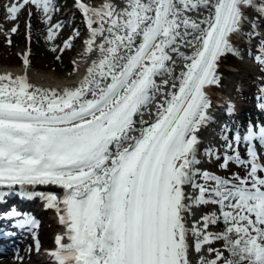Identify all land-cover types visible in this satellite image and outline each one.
<instances>
[{
	"label": "snow or ice",
	"instance_id": "6c2138e0",
	"mask_svg": "<svg viewBox=\"0 0 264 264\" xmlns=\"http://www.w3.org/2000/svg\"><path fill=\"white\" fill-rule=\"evenodd\" d=\"M28 4L51 23L54 0H22L7 8L9 19ZM122 4L106 0L92 8L77 0L90 31L86 54L97 55L76 87L40 89L26 74L0 75V186L64 190L62 197H45L66 228L50 253L56 264H193V251L200 254L198 264H264V163L257 150L264 147V125L249 123L232 140L227 133L233 130L222 129L227 143L219 167L236 164L244 176L198 167V133L214 120L219 62L240 55L236 41L246 28L249 37L257 35L264 0ZM60 28L51 25L48 40ZM255 59L264 63L260 55ZM23 62L29 64L27 54ZM205 153L221 159L219 150ZM208 204L219 213L188 227L193 209ZM221 223L222 231H209ZM24 224L39 226L31 216ZM218 241L222 249L211 246Z\"/></svg>",
	"mask_w": 264,
	"mask_h": 264
},
{
	"label": "bare ground",
	"instance_id": "6f19581e",
	"mask_svg": "<svg viewBox=\"0 0 264 264\" xmlns=\"http://www.w3.org/2000/svg\"><path fill=\"white\" fill-rule=\"evenodd\" d=\"M19 0H0V27L1 28H9V16L10 14L7 12V7H11L13 4L18 2ZM106 0H96V2L93 3V5H89L88 3H85L89 5V7L92 8H100ZM113 3L123 6L122 0H112ZM36 7L34 5L28 4L25 5L24 8L20 10L19 13H17V19L12 20L16 24L14 27H20L23 29V34L26 36L27 40L25 43L21 44L20 49L22 52V55L27 54L29 64L25 66L23 62V58H21V64L18 67H10L4 65V63L0 64V75L5 74H11L13 78L17 76L27 75L28 82L32 85H34L36 88L40 89H56L57 91L63 90L65 88H74L76 87L79 82L82 80L83 76L86 74V69L88 66H90L92 60L96 59V53L93 52L91 54H86V41L90 38V31L87 30L85 34V39L83 44L81 45V49L74 55V72L73 74H68L66 76H58V73L55 71L47 72L43 68L37 67L35 63V57L36 55L33 52V48L35 47L34 42V36H45L48 34V31L45 27V19L43 16V13L39 12L35 9ZM73 10H70L72 12ZM29 12L32 13L31 16H29ZM69 12V13H70ZM68 14L64 15L61 19H66V16ZM250 17H253V12H250ZM71 16V15H69ZM74 17V15H72ZM73 17H70L69 19L72 20ZM193 18H195V15L193 14ZM65 21V20H64ZM29 23L31 27H29ZM63 23V22H62ZM47 25V24H46ZM48 26V25H47ZM96 25H94L95 27ZM17 27V28H18ZM41 31H37L38 29H41ZM8 30V29H7ZM248 29L246 28L245 32L243 33V38L237 39L236 46L240 49V55L234 56V55H227L226 57H223L221 61L219 62V68L218 72L221 74V83L219 86H213L212 87V99L214 102V109L213 116L214 120L206 127L201 129V131L198 133V136L200 138L201 143L199 144V153L198 157L201 160V164L204 163L205 155L204 152V146L205 142L208 138H210V130L213 128L215 121L219 117V109L220 107L225 104L224 101L225 98L228 97L231 93L232 87L236 85V82L239 80V77H246L247 73L252 71V68H250V62L246 60V56L244 57V49L247 46V34L246 32ZM47 38V37H46ZM38 39V38H37ZM48 39V38H47ZM44 41V40H43ZM48 41V40H47ZM252 42V41H251ZM251 44V43H250ZM249 45V44H248ZM251 46V45H250ZM185 51L191 53V49H185ZM247 52V51H246ZM24 57V56H23ZM75 62V63H74ZM179 71V69H177ZM250 74V73H249ZM228 99V98H227ZM224 106V105H223ZM146 119H149L148 117H145ZM200 164V165H201ZM41 186H49L51 189H56L53 191L54 194H56L58 197H62L64 194V190L58 186H52V185H41ZM0 190L2 188L0 187ZM33 190V189H31ZM186 191L191 194L192 196H195L197 193L191 189V187H188ZM14 192V191H13ZM33 192V191H31ZM0 193H2L0 191ZM5 193V192H3ZM34 193V192H33ZM33 193H30L29 190H20L18 192L14 193V196L8 197L9 193H5V195L2 198H15L19 202H25L26 205H31L32 202L30 200H23L22 198H19L20 195L27 196V197H35ZM13 194V193H12ZM33 201L35 203L40 202V197L36 196V198H33ZM3 204V201L0 202ZM5 204V203H4ZM52 212L53 215L58 218L59 225L57 226V234L51 240V246H55L57 248V245L55 244V238L59 236H63L66 233V228L63 224H61L60 219L58 217V214L60 216V213L57 212L54 208H48ZM200 217V210L199 207L193 209V215L188 217L187 226L191 227L193 222L196 220H199ZM7 226H6V225ZM5 226L4 231H12V227L9 226V223L7 221L0 222V230ZM3 231V232H4ZM40 238L36 241V243L33 242L32 239H28L25 236L22 235H15V238L11 240L8 248L0 255V264H28V262H31V264H56L53 257L50 256H42L40 253H37V242L41 244V241H39ZM33 246L35 250L30 251L26 246ZM65 243H67V239L65 238ZM189 242H192L191 237L189 238ZM207 247V246H206ZM200 254L192 252L191 260L193 261V264H198V257ZM207 258L211 259L213 258V254L210 253H204Z\"/></svg>",
	"mask_w": 264,
	"mask_h": 264
},
{
	"label": "rangeland",
	"instance_id": "374dc122",
	"mask_svg": "<svg viewBox=\"0 0 264 264\" xmlns=\"http://www.w3.org/2000/svg\"><path fill=\"white\" fill-rule=\"evenodd\" d=\"M75 0H54V4L56 6V11L52 14V20L51 23H45L46 30L48 31L49 27L54 24H61V28L58 30V35L54 40H48L46 37L48 34L45 36H34V44L35 47L32 49L34 54L36 55L35 57V63L38 67V69L43 68L45 71L50 72V71H55L58 73V76H66L68 74H73L74 68H73V60H74V55L81 49V45L84 42L85 39V34L88 30L87 23L85 20L84 15L80 13V11L76 10L72 5L74 4ZM22 3V0H19L15 4ZM10 7V6H9ZM8 8V7H7ZM36 9V8H35ZM70 9L73 10L70 12ZM37 10V9H36ZM69 10V12L66 13V11ZM40 12V11H39ZM42 13V12H41ZM255 13L253 12V17H255ZM66 19H63L62 17L66 15ZM71 15V16H69ZM74 15V17L72 16ZM259 16V14L257 15ZM73 17L72 20L69 18ZM65 20V21H64ZM63 22V23H62ZM258 25V31L261 33H264L263 27L260 26V24H263L264 22V16H259V19L257 21ZM12 20H9V27L12 29L16 24ZM48 26H47V25ZM8 29V30H7ZM11 29L8 27L6 28H1L0 27V64L4 63L6 66L10 67H18L21 63V49L20 46L21 44L25 43L27 40L26 36L23 34V29L18 27L17 31L15 33L11 32ZM41 29H38L37 31H41ZM82 32L81 37H78L76 35V32ZM249 31V29H248ZM246 32V34L248 33ZM72 37L73 39L71 40L72 47L70 48H64V44L66 41L69 40V38ZM38 38V39H37ZM9 39H11V43H9ZM247 39H248V44L244 49V57L246 58L247 61H249L251 64H253V70L249 73H254L255 75H259V69L255 65H257L258 61L255 59L257 55L263 54L264 55V42L263 40L255 39L254 36L249 37L247 34ZM44 40V41H43ZM48 40V41H47ZM252 41V42H251ZM251 43V44H250ZM255 43V45H253ZM251 45V46H250ZM56 47L57 50L54 52L52 51V48ZM64 48V50L61 52L60 49ZM247 51V52H246ZM21 55V56H20ZM59 56V59L57 57ZM247 73V74H249ZM60 74V75H59ZM242 77V76H241ZM241 77H239V80H241ZM244 78V77H242ZM248 82L247 84H244V87L248 88L250 87V83L253 79L247 78ZM235 87V86H234ZM232 87V89L234 88ZM231 91V90H230ZM250 95V93H247ZM228 98V99H227ZM225 98L226 101H224L225 104H223L220 109H219V114L221 113V110L225 107V105L229 104L230 100V95ZM248 104L251 106L253 105V102L248 101ZM220 117V115H219ZM218 117V118H219ZM240 125V123H239ZM210 132V131H209ZM224 143V142H223ZM225 144V143H224ZM222 146L219 148V150H222ZM264 150V149H263ZM204 154V152H203ZM214 163L210 162L209 164H201L198 165V167L201 170L205 171H210L215 174H220L222 172V168L219 167L221 164L222 160H216L215 158H212ZM261 163H263V159L261 158ZM233 164L229 165L228 169H232ZM197 181L199 183H203V181L197 177ZM197 193V192H196ZM198 194V193H197ZM196 194V195H197ZM212 213H217L218 214V209L216 205L208 204V205H202L201 206V213L200 217L204 215H209ZM50 214L48 217H45L44 220L40 223V228L38 232L41 233L42 237L39 239L41 243H47L50 244L57 234V226L54 222L49 220ZM209 231L212 232H218L221 231V228L218 227L217 225H211L209 227ZM33 242H35L34 239H32ZM36 243V242H35ZM27 244V242H26ZM28 245V244H27ZM223 242L218 241L215 244L211 245L214 248H220L222 249ZM30 251L35 250L33 246H26ZM225 256L228 255V253L225 251L224 252ZM214 258V254H213ZM28 264H31V262H28Z\"/></svg>",
	"mask_w": 264,
	"mask_h": 264
},
{
	"label": "trees",
	"instance_id": "16d2710c",
	"mask_svg": "<svg viewBox=\"0 0 264 264\" xmlns=\"http://www.w3.org/2000/svg\"><path fill=\"white\" fill-rule=\"evenodd\" d=\"M84 2H87L89 5H93V3L94 2H96V0H83ZM81 35V32H79V35H78V37ZM259 67H260V70H261V72H262V78H256L254 81H253V83H252V87H253V92H252V95L254 96V99L257 101V99H258V96H259V93H260V90H258V86H260V85H264V78H263V76H264V63H260V65H259ZM262 105H264V101H257V108H259V106L261 107ZM263 110H264V108H262ZM254 113V115L256 116L255 118H256V123H260V121L261 120H263L264 119V115L262 114V113H260V114H257V113H255V112H253ZM248 114H250V113H248ZM248 114H246L247 116H248ZM249 123H251L250 122V120L248 119L247 120V122L245 123V125H246V127H247V125L249 124ZM252 124V123H251ZM253 125H255V126H257V128H258V125L257 124H253ZM235 131L236 130H234L233 132H232V135H231V137L229 138V140H232L233 139V136H234V133H235ZM242 134L244 133V131L243 130H239ZM242 147V152L240 151V149H239V152H240V154H241V156H242V158H245V157H247V154H246V147H244V146H241ZM226 148V147H225ZM226 150V149H225ZM225 150L223 151V153H220L221 154V159L220 160H222V162H223V154H224V152H225ZM229 155H231L232 153L231 152H229L228 153ZM221 162V163H222ZM208 172H210V171H208ZM234 173H238L240 176H244L246 173H245V169L244 168H242V167H240V166H238V165H233V167H232V169H227V170H225V169H222V172L220 173V174H218L217 173V175H219V176H222V177H230L232 174H234ZM218 207V206H217ZM219 227L221 228V230H223V224L221 223V224H219Z\"/></svg>",
	"mask_w": 264,
	"mask_h": 264
}]
</instances>
